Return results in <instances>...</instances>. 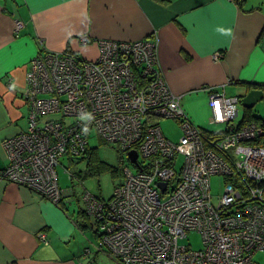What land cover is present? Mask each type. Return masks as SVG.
Returning a JSON list of instances; mask_svg holds the SVG:
<instances>
[{
    "label": "built area",
    "instance_id": "built-area-1",
    "mask_svg": "<svg viewBox=\"0 0 264 264\" xmlns=\"http://www.w3.org/2000/svg\"><path fill=\"white\" fill-rule=\"evenodd\" d=\"M78 41L91 42L87 36ZM95 44L92 60L68 50H40L31 59L26 129L3 141L1 178L57 203L66 194L57 182L59 159L84 155L95 130L126 156L137 153L136 172L124 167L107 201L83 196L100 235L98 250L116 264H260L254 256L264 253L262 126L234 124L240 99L209 89L213 123L231 125L210 135L189 121L169 90L155 40ZM159 119L179 120L178 142L162 134ZM178 156L183 162L176 169ZM213 175L224 179L215 196ZM190 232L201 235L197 251L179 243ZM38 237L46 242L44 233Z\"/></svg>",
    "mask_w": 264,
    "mask_h": 264
},
{
    "label": "crops",
    "instance_id": "crops-1",
    "mask_svg": "<svg viewBox=\"0 0 264 264\" xmlns=\"http://www.w3.org/2000/svg\"><path fill=\"white\" fill-rule=\"evenodd\" d=\"M239 1L0 0V173L3 141L26 129L25 75L40 50L92 60L98 40H155L158 65L185 116L210 128L211 114H197L210 110L209 89L227 97L264 89V0ZM82 36L91 42L80 44ZM61 210L0 176V264H102L99 252L108 254L92 240L78 244L80 232Z\"/></svg>",
    "mask_w": 264,
    "mask_h": 264
},
{
    "label": "rangeland",
    "instance_id": "rangeland-1",
    "mask_svg": "<svg viewBox=\"0 0 264 264\" xmlns=\"http://www.w3.org/2000/svg\"><path fill=\"white\" fill-rule=\"evenodd\" d=\"M241 96L242 94L236 95V97L239 99H241ZM198 99L200 98L195 97L193 103L200 104L201 99ZM244 113L245 109L240 103L237 104L233 123H239L240 120L243 119ZM197 114L201 119L207 120L210 117L211 110L208 109L206 111L203 108H199ZM251 114L257 117H264V99L258 101L255 104V106L251 109ZM48 118L52 117H44V119ZM157 123L162 134L172 142H178L182 137L183 131L181 126L175 120L159 119ZM223 129L224 127L222 125L213 123L210 125V128H208L207 131L218 132L222 131ZM87 142L88 147L94 149L97 159L107 166L116 168L117 175L113 176L109 171H104L98 177L83 178V174L86 170V159L81 160V157H72V160H68L69 158L67 156L61 157L59 159L60 163L55 169L58 176V186L62 191L66 189L71 190V194L69 193V195L64 198V202L67 203V213L62 209L61 215L67 221L74 222V224L79 221V219L81 221V218H78V212L80 209L83 210L85 207L83 201L84 194H90L107 201L111 197L114 188L123 181V176H121L122 169L124 167H129L133 172H136V168L127 160L126 153H121L116 145L109 144L101 140L95 130H90ZM182 162V156H178L176 169H179ZM70 174H72L74 178H71ZM77 176L82 180L80 181L79 179L78 181V179H76ZM210 185L211 194L213 196L219 194L224 185L223 177L219 175L211 176ZM77 233L78 242H76L78 244H86L88 239L92 240L93 243L96 241V239H94L93 233L88 228H85L83 231L77 228ZM179 243L181 245L188 246L191 250L197 251L202 247V238L199 233L190 232L187 234L186 238L179 240ZM100 255H103L104 257H101ZM99 257V260L102 262V264H116L113 257L105 255L102 252H99ZM254 260L260 264H264V253H257L254 256Z\"/></svg>",
    "mask_w": 264,
    "mask_h": 264
},
{
    "label": "trees",
    "instance_id": "trees-1",
    "mask_svg": "<svg viewBox=\"0 0 264 264\" xmlns=\"http://www.w3.org/2000/svg\"><path fill=\"white\" fill-rule=\"evenodd\" d=\"M262 90H264V89H262ZM251 121L256 122L260 126H262L263 132H264V117H257L255 115L251 114V110H245L243 119L240 120V122L237 124V126H241L242 124H245L246 122H251ZM176 122L179 123V120L176 121ZM229 126H231V125L225 126V128L222 131H219V132H209L207 130H203V131L204 132H207L210 135H216L217 136V135L221 134L223 131H225V130L227 131V129H228ZM262 139H264V133H263V138ZM262 142H264V141H262ZM80 157H81L80 158L81 160H83V159H86L87 160L86 170H85V172L83 174V178H86V177H98L104 171H109L113 176H116L117 175V169L116 168H112L110 166H107L106 164H104L101 161H99V159H97V157H96V154L94 152V149H92V148H89L88 147V149L84 153V155H82ZM68 160H72V159L69 158ZM59 163L60 162H58L57 166L59 165ZM129 163H130V161H129ZM131 165L134 166V164H131ZM121 176H122V173H121ZM70 177L71 178H74L72 174H70ZM76 179H78V181H79L80 178L77 176ZM81 180L82 179H80V181ZM57 182H58V176H57ZM64 191H65V193H68V195H69V193L71 194V190L70 189H66ZM93 197H95V196H93ZM42 198L46 199L45 197H42ZM95 198H98V197H95ZM98 199H101V198H98ZM46 200H48V199H46ZM66 204L67 203L64 202V198H61L54 205L61 207V209L65 210V212H67ZM78 218H81V221L79 219V221H77L75 223L76 227L79 228L81 231H83L85 228H88L89 230H91V232L93 233L94 239H96L95 242L97 243V241L100 240V235H99V233L97 231L96 225L90 219V217L88 216V214L85 211V209H83V210L80 209L79 210V212H78Z\"/></svg>",
    "mask_w": 264,
    "mask_h": 264
},
{
    "label": "water",
    "instance_id": "water-1",
    "mask_svg": "<svg viewBox=\"0 0 264 264\" xmlns=\"http://www.w3.org/2000/svg\"><path fill=\"white\" fill-rule=\"evenodd\" d=\"M256 86V85H254ZM264 97L263 91L261 89H246L244 95H242L240 98V104L245 110H251L255 104L262 100ZM127 158L130 161L131 164L136 165L137 161V153L134 150L127 152ZM159 186L164 189L165 185L160 184Z\"/></svg>",
    "mask_w": 264,
    "mask_h": 264
},
{
    "label": "clouds",
    "instance_id": "clouds-1",
    "mask_svg": "<svg viewBox=\"0 0 264 264\" xmlns=\"http://www.w3.org/2000/svg\"><path fill=\"white\" fill-rule=\"evenodd\" d=\"M263 91V90H262Z\"/></svg>",
    "mask_w": 264,
    "mask_h": 264
}]
</instances>
